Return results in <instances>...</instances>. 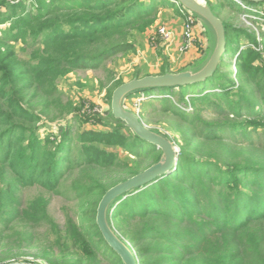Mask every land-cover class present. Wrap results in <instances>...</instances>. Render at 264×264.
I'll list each match as a JSON object with an SVG mask.
<instances>
[{"label":"trees","instance_id":"obj_1","mask_svg":"<svg viewBox=\"0 0 264 264\" xmlns=\"http://www.w3.org/2000/svg\"><path fill=\"white\" fill-rule=\"evenodd\" d=\"M34 3L37 9L26 11L23 5L12 7L0 0V26L10 23L0 37V264L19 262L15 257L23 250L33 256L28 249L37 242L30 229L56 228L47 198L23 199L25 189L33 187L74 199L78 219L70 224L72 248L58 238L33 258L43 264H97L104 259L123 264L97 227L98 204L109 189L159 162L162 152L136 137L110 108L105 118L75 115L73 104L61 102L57 82L74 71L98 70L112 57L134 51L128 31L140 22L150 26L158 4ZM224 25L228 43L230 32L237 30ZM20 42L30 51L28 59L19 58L13 48ZM224 65L195 94L188 95L187 87L153 89L168 90L173 100L164 98L161 107H168L188 130L183 132L175 171L119 197L109 209L110 225L135 252L138 264H264V145L229 142L221 133L237 126L232 121L198 132L197 119L173 104L190 96L195 105H215L210 99L222 96L236 116L243 115L239 104L228 99L230 93L215 91ZM238 67L247 87L239 90L244 101H253L257 91L264 100L258 70L244 61ZM148 92L152 90L136 95ZM260 105L249 103L246 115L259 116L255 111ZM72 119L90 128L74 136L72 126L63 125ZM48 124H56L58 131L42 139L40 131ZM125 152L132 158L123 157Z\"/></svg>","mask_w":264,"mask_h":264},{"label":"rangeland","instance_id":"obj_2","mask_svg":"<svg viewBox=\"0 0 264 264\" xmlns=\"http://www.w3.org/2000/svg\"><path fill=\"white\" fill-rule=\"evenodd\" d=\"M143 1L147 4H152L155 1L158 5L152 21L153 23L150 26H146V22H140L128 31V41L134 46V51L112 57L103 63L98 70L74 71L66 77L59 79L57 82L61 102L65 105L68 103L73 104V107L76 108L75 115L81 118L88 114H96L99 117H103L105 116V112L110 108L109 95L118 83L129 82L136 76L141 78L145 76L163 75L166 70L174 74L188 69L192 70L205 61L207 54L210 55L214 44L213 36L211 33L208 34L201 25L195 27L198 34L194 29L195 42L193 46H195L194 52L192 53H189L192 47L188 51H180L178 47L179 42L178 45H174L173 43L175 42V37H173L174 41L172 43H164L158 35V29L161 26H165L171 30L170 26L177 23L175 26L179 27V29L182 26L179 30V41H181V33L185 21L176 13L175 7L170 5H176L171 0ZM205 1L225 24L237 30L235 33L230 32L231 37L224 54L225 65L221 68L222 76H220L221 79L215 85L217 86V90L215 91H218V93H230L228 99L233 102V105L239 104L238 112H241L243 115H240V117L236 116L232 108H229L225 103V99L222 96L220 99L216 97L210 99L221 107L216 104L204 105L201 102L195 105L193 98L190 96H186L181 104L177 101H173V104L179 107L183 113L189 114L191 120L197 119L194 128L198 126L196 128L198 132H202V128L204 129V127L212 129L214 127H220V125L223 126L228 121H232L237 126L226 127L224 129L221 135L225 139L229 142L232 140L247 144L253 141L255 144L263 146V95L257 91L253 101H244L239 90L240 88L247 87L244 85V76L240 74L241 71L238 64H240V61H244L250 67L257 69L258 76L264 82V4L257 6L244 5L245 8H243L242 5L236 2L235 9V6L231 5L228 0ZM6 2L12 7L23 5L26 7V11L37 9L34 0H6ZM237 6H241L239 7L240 9ZM178 8L180 9L181 7ZM9 26L10 23L0 26V37L3 36L2 30ZM172 32L175 34L174 31ZM13 48L19 58L28 59L30 51L28 49L26 50L22 42L13 44ZM250 51L259 54V57L248 53ZM224 79L225 82L228 81L230 84H223L222 81ZM202 87L203 84L192 85L185 88V90L188 95H191L199 92ZM167 94L168 90H152L148 94L136 95L127 99L126 107L128 110L139 114L140 119L148 128L169 136L175 142V147L180 153V145L184 143L183 132H187L188 127L184 126L181 120L175 117L172 111H169L168 107L162 109L161 103L164 98L168 97L173 100L172 96ZM258 102H261V105L256 108L255 112H259L260 115L257 117L246 115V113H249L246 106L249 103L256 106ZM195 113L196 115H194ZM246 124H252V127H246ZM63 125H71L74 136L85 128H90V126L85 127V124L77 119L69 120L66 123L63 122ZM100 130L108 132L110 127L101 126ZM57 131L58 127L56 124L45 125L40 131V137L45 139L51 132L57 133ZM121 155L126 158H132L127 152H125V155L122 153ZM195 156L198 155L195 154ZM38 195H43L49 200L48 214L56 228L44 225L30 229L34 234L37 245L32 249H28L29 252L34 256L39 252L40 248H45L50 243H55V240L58 238L66 239L67 245L72 248L74 241L70 224L72 222H78L76 202L66 195L48 193L36 187L25 189L23 199L27 201ZM21 228L19 226L17 230L21 231ZM22 253L21 256L15 257L19 261L15 264L44 263L43 260L28 255L25 250ZM97 264H113V262L104 259L100 260Z\"/></svg>","mask_w":264,"mask_h":264},{"label":"water","instance_id":"obj_3","mask_svg":"<svg viewBox=\"0 0 264 264\" xmlns=\"http://www.w3.org/2000/svg\"><path fill=\"white\" fill-rule=\"evenodd\" d=\"M192 13L208 34H212L214 44L205 63L196 70H186L180 73H166L159 76H145L118 86L111 99L112 116L122 121L133 134L144 142L155 146L162 152L159 162L143 172L121 182L109 189L98 204L96 224L107 245L120 258L123 264H138L135 252L112 228L109 223V209L121 196L138 188L146 186L163 176L173 173L177 167L179 151L173 141L161 132L148 128L136 114L127 109L126 100L138 93L153 89L185 88L204 84L212 78L217 69L225 61L227 49L226 29L205 0H171ZM247 3L260 4L264 0H241Z\"/></svg>","mask_w":264,"mask_h":264},{"label":"built area","instance_id":"obj_4","mask_svg":"<svg viewBox=\"0 0 264 264\" xmlns=\"http://www.w3.org/2000/svg\"><path fill=\"white\" fill-rule=\"evenodd\" d=\"M238 4L242 5L243 8H245V4L241 0H234ZM176 5H179L178 3L174 2ZM180 6V5H179ZM249 9V8H248ZM251 9V7H250ZM249 9V10H250ZM183 13L186 16L184 28L181 33V41L178 45L180 51H188L191 47H193V44L195 42V27L198 25H201V23L197 20V18L190 13L189 11L185 10L183 8ZM158 35L160 38L164 41V43H172L174 41V34L171 30H169L165 26H161L158 29ZM89 115V114H88Z\"/></svg>","mask_w":264,"mask_h":264},{"label":"crops","instance_id":"obj_5","mask_svg":"<svg viewBox=\"0 0 264 264\" xmlns=\"http://www.w3.org/2000/svg\"><path fill=\"white\" fill-rule=\"evenodd\" d=\"M178 7H181V6H176L175 5V10H176V13L179 15V16H181V18H183V20L185 21V19H186V16L184 15V13H183V8L181 7L180 9L178 8ZM181 10V11H180ZM177 23H175V25H176ZM174 24H172L171 26H170V29L172 30V31H174V37H175V42H173L174 43V45H178V42L180 43V41H179V38H180V36H179V34H180V32H179V30L182 28V26L180 27V29H179V27H176ZM202 26V25H201ZM203 27V26H202ZM204 28V27H203ZM177 30H178V32H177ZM196 30V29H195ZM196 33L198 34V32H197V30H196ZM195 46V45H194ZM194 46L190 49L191 51H189V53H192V52H194ZM209 50H210V43H209ZM209 53V52H208ZM208 57H209V55L207 54V56H206V59H205V61L208 59ZM205 61L201 64V65H199L197 68H195V69H192V70H196V69H198V68H200L204 63H205ZM188 70H191V69H188ZM171 73V72H170ZM133 97V96H132ZM131 97V98H132ZM129 99V98H128ZM127 101V100H126ZM125 106H126V102H125ZM109 110V109H108ZM107 110V111H108Z\"/></svg>","mask_w":264,"mask_h":264}]
</instances>
